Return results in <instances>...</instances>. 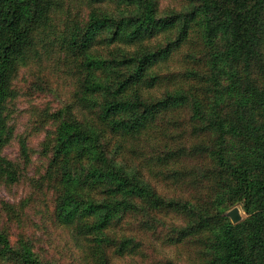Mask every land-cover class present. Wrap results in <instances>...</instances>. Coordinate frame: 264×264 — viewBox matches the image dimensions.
Listing matches in <instances>:
<instances>
[{"label":"trees","instance_id":"16d2710c","mask_svg":"<svg viewBox=\"0 0 264 264\" xmlns=\"http://www.w3.org/2000/svg\"><path fill=\"white\" fill-rule=\"evenodd\" d=\"M0 183V264H264V0H0Z\"/></svg>","mask_w":264,"mask_h":264},{"label":"rangeland","instance_id":"374dc122","mask_svg":"<svg viewBox=\"0 0 264 264\" xmlns=\"http://www.w3.org/2000/svg\"><path fill=\"white\" fill-rule=\"evenodd\" d=\"M168 2L169 1H164V4H167ZM25 83H26L25 86L26 87L28 86L30 88L29 86L30 79H26ZM26 91L27 92H25V87H24V90H20L19 97L16 99L15 102H13L11 106L12 114L9 118V125L13 128L14 137L15 135L16 137L20 135L24 136L26 133H28V131L31 130L30 126L32 127L31 120L33 119V116H35L33 113L34 111H36V108H42L44 105V102L47 103V106L51 107L52 105L50 103L51 102L50 99L52 97H55L54 95L51 94V88H49V90L46 91L45 94H42V93L38 94L37 92H32L30 90H26ZM45 99L49 101H44ZM43 136L44 135L42 133L40 134L37 133V134H34L33 137L30 138V140L34 145H37L38 141H40L43 138ZM3 152L8 157H11V158L16 157L18 154L17 139L16 140L13 139L7 146H5L3 149ZM24 187L25 186L23 184L20 187H15V186L8 187L0 183V204L2 202H13L15 199H18L21 196V194L22 195L24 194V190H23ZM1 206H0V228L3 226L4 227L7 226L8 228L10 227V231H14L16 233L17 230H16L15 223L14 224L9 223V222L3 223L5 218H4V210L1 208ZM235 206L239 208L240 214L243 218L244 212L241 209L240 205H235ZM54 233L55 232H52V234ZM65 233L66 232L60 230L58 231L57 235H55L57 238H55L54 236L53 237L55 238V240L60 241V244H62L61 241L64 240L62 238V235H64ZM64 237L66 238L67 242L71 245L73 250H75L76 248L73 245L74 243H73L72 238L70 236H65V235ZM165 254L172 255L173 249H170V250L167 249ZM116 263L117 264H135V261L132 260L131 257L126 256V257L117 259Z\"/></svg>","mask_w":264,"mask_h":264},{"label":"water","instance_id":"95a60500","mask_svg":"<svg viewBox=\"0 0 264 264\" xmlns=\"http://www.w3.org/2000/svg\"><path fill=\"white\" fill-rule=\"evenodd\" d=\"M225 216L228 217L232 224H236L242 220L238 207H233L225 213Z\"/></svg>","mask_w":264,"mask_h":264}]
</instances>
